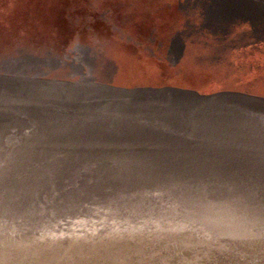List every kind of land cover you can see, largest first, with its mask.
<instances>
[{"label": "rangeland", "instance_id": "obj_1", "mask_svg": "<svg viewBox=\"0 0 264 264\" xmlns=\"http://www.w3.org/2000/svg\"><path fill=\"white\" fill-rule=\"evenodd\" d=\"M0 264H264V0H0Z\"/></svg>", "mask_w": 264, "mask_h": 264}, {"label": "bare ground", "instance_id": "obj_2", "mask_svg": "<svg viewBox=\"0 0 264 264\" xmlns=\"http://www.w3.org/2000/svg\"><path fill=\"white\" fill-rule=\"evenodd\" d=\"M180 231H181V230H180ZM164 232H165V231H164ZM174 233H175V232H174ZM161 234H162V233H161ZM167 235H168V234H167ZM171 235H172V234H171ZM173 235H174V234H173ZM173 235H172V236H173ZM174 238H175V237H174ZM176 238H177V237H176ZM168 239H169V237H168ZM172 239H173V238H172ZM181 239H182V238H181ZM183 239H184V238H183ZM173 240H174V239H173ZM167 241H168V240H167ZM179 241H180V240H179ZM161 244H162V243H161ZM173 245H174V244H173ZM189 246H190V245H189ZM175 247H176V246H175ZM175 249H176V248H175ZM194 249H196V248H194ZM191 250H192V249H191ZM182 253H183V252H182ZM193 256H194V255H193ZM226 256H227V255H226ZM226 256H225V257H226ZM230 260H231V259H230ZM241 260H242V259H241ZM233 262H234V261H233ZM237 262H238V261H237ZM237 262H236V263H237Z\"/></svg>", "mask_w": 264, "mask_h": 264}]
</instances>
